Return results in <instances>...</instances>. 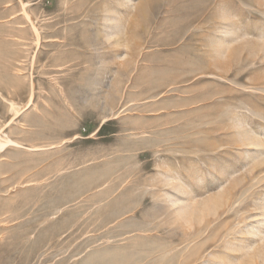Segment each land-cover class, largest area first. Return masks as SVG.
I'll return each instance as SVG.
<instances>
[{
    "label": "rangeland",
    "instance_id": "obj_1",
    "mask_svg": "<svg viewBox=\"0 0 264 264\" xmlns=\"http://www.w3.org/2000/svg\"><path fill=\"white\" fill-rule=\"evenodd\" d=\"M0 126V264L259 245L264 0H0ZM185 190L222 199L173 220Z\"/></svg>",
    "mask_w": 264,
    "mask_h": 264
},
{
    "label": "bare ground",
    "instance_id": "obj_2",
    "mask_svg": "<svg viewBox=\"0 0 264 264\" xmlns=\"http://www.w3.org/2000/svg\"><path fill=\"white\" fill-rule=\"evenodd\" d=\"M239 36L240 35H238L237 37ZM13 109H14L13 111L15 115L21 112V107L19 105H13ZM2 131H3V128L1 127L0 128V151L3 150L10 143V141L3 136ZM255 140L252 141V143L255 145L256 144L258 145L259 144L257 142L258 140L257 141ZM249 141L251 140L249 139ZM104 186H106L105 183H104ZM181 193L185 195V197L169 196V198H166L170 202V204L168 203L169 204L168 207H171V208L175 207V210L173 211V213H171L173 220L183 219L185 220V222L187 221L189 223L192 222L194 219L202 218L204 214L207 213L208 211L216 212V208L220 205V200L222 199L221 193H220L221 195H218V196L216 195V196L205 198V199L202 198L203 200H200V201L195 200L194 197L191 196L190 193L187 192L186 190L181 191ZM223 197H224V194H223ZM261 200L262 202H260L259 204L256 203L257 204L256 207L259 209L261 208V210L263 209L261 214L264 215V197ZM193 222H195V220ZM259 237H260L259 245H255L253 241H252L253 243H251V241H249L250 243L244 242V244L242 245H234V244H231L232 242H230L229 246L227 245L228 247L226 248H228L229 251H235L236 253L238 252L237 253L238 255L233 256L229 254V252L227 253L226 251H225L226 253L224 252L223 253H212L211 256L213 257L212 258L213 260L210 264H256L259 259L260 261L264 263V233L262 235H259Z\"/></svg>",
    "mask_w": 264,
    "mask_h": 264
}]
</instances>
